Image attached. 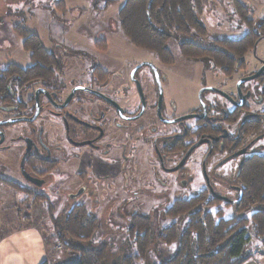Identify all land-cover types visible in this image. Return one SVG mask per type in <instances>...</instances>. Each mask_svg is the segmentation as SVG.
<instances>
[{
    "label": "flooded vegetation",
    "instance_id": "af4514ba",
    "mask_svg": "<svg viewBox=\"0 0 264 264\" xmlns=\"http://www.w3.org/2000/svg\"><path fill=\"white\" fill-rule=\"evenodd\" d=\"M257 33V44L241 57L219 65L199 59L204 70L191 98L172 91L175 57L118 58L114 69L96 61L80 72L75 56L63 63L44 45L55 59L49 73L23 86L9 82L0 96V167L25 183L2 180L26 189L11 186L26 195L29 213L48 201L38 189L68 161L76 187L65 198L68 205L133 202L122 195L128 170L135 179L153 175L166 195L198 183L196 193L238 205L245 161L264 155V32ZM94 44L103 54L110 49L107 42L105 49ZM202 45L223 51L213 40ZM11 63L0 65V75ZM94 190L98 196L82 198ZM36 195L46 199L36 201Z\"/></svg>",
    "mask_w": 264,
    "mask_h": 264
},
{
    "label": "rangeland",
    "instance_id": "374dc122",
    "mask_svg": "<svg viewBox=\"0 0 264 264\" xmlns=\"http://www.w3.org/2000/svg\"><path fill=\"white\" fill-rule=\"evenodd\" d=\"M58 1L0 0V65L5 66L10 62H15L26 66L31 63L30 54L22 47V39L14 29L16 25L25 26L38 34L46 48L54 51L63 63L75 56L80 72L81 69L89 72L88 67L96 61L109 69H114L117 62L115 59L118 58L135 57L156 61L152 53L134 47L122 34L119 10L125 0H117L107 7H105L106 0H65L66 11H61L56 6ZM239 1L249 9V19H252L256 24L264 20V0ZM234 2L235 0H202L203 12L200 18L209 33L205 37L199 38V41L208 43L215 38H240L250 29L241 20ZM101 39H104L110 47L105 54L95 48L94 42ZM168 47L176 60L175 65L172 66V91L176 96L191 98L193 88L197 85L204 70V64L202 61L186 58L181 53L179 42L175 36L169 39ZM210 73L208 71V74ZM71 164L72 162L68 161L60 170L54 171L47 184L38 189L45 193L49 198L48 201L53 204L54 208L51 210L54 216L61 215L65 208L73 206L65 202L69 193L76 189L70 184L74 176L73 172L66 169ZM126 177L129 184L122 195L126 199L134 198L133 202L108 206L89 202L87 207L100 221V227L91 242L95 245L102 243L108 245V260L110 262H119L125 256L135 255L137 252V245L129 232L133 213L149 215L153 222V230L157 234L164 226L175 220L165 215V211L173 201L176 198H189L202 186L197 183L191 187L187 186L178 191H171L166 195L162 187L156 186V178L153 175H144L141 179H135L137 176L128 170ZM2 179L21 180L16 174L0 167V234L14 226L40 223L46 240L54 246L55 251H58L56 257L62 259L60 264L67 263V260L70 262L77 252L64 245L57 237L55 226L51 220L52 211L48 209V201L35 204L30 209L32 218L28 221L23 217L29 214L31 205L29 201L22 202L26 195L9 186ZM134 179L135 182H133ZM20 182L25 183L22 180ZM225 193L232 195L231 197H235L236 194L234 191ZM103 194L100 193V195ZM90 195L95 198L98 193L96 191L84 193L82 198H90ZM16 199L20 200L18 204L21 208L18 207L19 210H14ZM219 208L222 209L225 217L239 215L234 206L222 201L216 202L210 209L215 212ZM16 211L20 218L15 216ZM243 214L250 217L252 211ZM250 236L252 239L251 249L259 248L261 242L251 233ZM176 249V243L166 245L155 239L148 259L139 260L136 264H153L160 258H171ZM66 256L71 258H66Z\"/></svg>",
    "mask_w": 264,
    "mask_h": 264
},
{
    "label": "trees",
    "instance_id": "16d2710c",
    "mask_svg": "<svg viewBox=\"0 0 264 264\" xmlns=\"http://www.w3.org/2000/svg\"><path fill=\"white\" fill-rule=\"evenodd\" d=\"M116 1L106 0L105 7ZM234 3L241 20L250 29L237 39H213L223 51L204 47L199 41L209 33L200 18L202 0H125L119 10V24L128 42L153 53L161 61H174L168 41L175 36L185 57L194 60L210 58L219 65L231 55H245L257 44L260 37L257 31L264 32V20L256 24L249 19L247 6L239 0ZM56 6L61 11L67 10L65 0H59ZM14 29L22 39V47L29 52L32 64L27 67L9 64L0 75V96L4 95L3 87L9 82L23 86L44 73L48 74L49 66L55 64L53 54L46 50L38 34L22 25H16ZM106 45L104 39L98 41L102 49ZM4 181L26 191L15 182ZM239 182L243 195L240 203L234 206L238 216L225 217L220 208L213 212L210 208L221 200L209 198L204 191L173 201L165 215L175 220L157 234L149 215L133 213L129 232L137 245V252L119 262L108 260V245L91 242L100 221L87 207H67L61 215L54 216L51 210L54 206L48 201V209L52 211L51 220L59 240L78 253V258L65 264H136L148 259L155 239L166 245L176 243L177 249L171 258H160L153 264H243L252 257L250 233L261 242L264 253V155L257 154L245 161ZM45 199L44 195L35 198L36 201ZM249 211H252L250 217L243 214ZM40 264L50 262L44 260Z\"/></svg>",
    "mask_w": 264,
    "mask_h": 264
},
{
    "label": "crops",
    "instance_id": "0c3cea01",
    "mask_svg": "<svg viewBox=\"0 0 264 264\" xmlns=\"http://www.w3.org/2000/svg\"><path fill=\"white\" fill-rule=\"evenodd\" d=\"M16 209L19 210L14 205V210ZM18 214L16 211L15 216L20 218ZM29 214L23 216L28 221L32 218L31 213ZM57 252L46 240L40 223L14 226L0 234V264H40L44 260H48L50 264H60L62 259L56 257ZM75 257L78 258V253L72 260H75ZM66 258L71 257L66 256ZM243 264H264L261 243L259 248H253L252 257Z\"/></svg>",
    "mask_w": 264,
    "mask_h": 264
},
{
    "label": "water",
    "instance_id": "95a60500",
    "mask_svg": "<svg viewBox=\"0 0 264 264\" xmlns=\"http://www.w3.org/2000/svg\"><path fill=\"white\" fill-rule=\"evenodd\" d=\"M210 88V87H209ZM218 197H221V198H225V199H227L228 200V198H226V197H224V196H221V195H217ZM241 197H242V191H241V194H240V198L238 199V200H236L235 202L237 203V202H239L240 201V199H241Z\"/></svg>",
    "mask_w": 264,
    "mask_h": 264
}]
</instances>
